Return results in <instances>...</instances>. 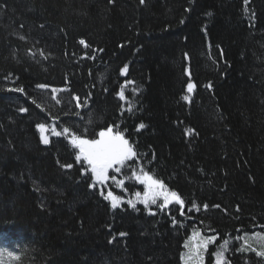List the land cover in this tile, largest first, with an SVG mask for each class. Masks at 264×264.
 <instances>
[{
	"label": "trees",
	"instance_id": "16d2710c",
	"mask_svg": "<svg viewBox=\"0 0 264 264\" xmlns=\"http://www.w3.org/2000/svg\"><path fill=\"white\" fill-rule=\"evenodd\" d=\"M109 128L137 155L108 184L143 169L195 224L89 187L69 140ZM196 230L264 236V0H0V264H184Z\"/></svg>",
	"mask_w": 264,
	"mask_h": 264
},
{
	"label": "snow or ice",
	"instance_id": "6c2138e0",
	"mask_svg": "<svg viewBox=\"0 0 264 264\" xmlns=\"http://www.w3.org/2000/svg\"><path fill=\"white\" fill-rule=\"evenodd\" d=\"M143 2V0H141ZM245 4H247V0H245ZM81 44L85 42L82 40L80 41ZM127 69H122V73L126 72ZM129 83H132L129 81ZM39 87L44 88L46 86L40 85ZM194 85L189 83L187 88L188 91L191 92L193 90ZM22 91V89L20 90ZM121 99H125L123 92L120 93ZM185 100L188 97H184ZM22 111H27V109H22ZM131 111V109H129ZM139 127L143 128L144 125L141 124ZM46 126L44 124H38L37 130L40 132H44ZM64 132L67 133L68 129L65 128ZM52 134L55 136H60V132L56 131L55 126L52 127ZM100 139H81L79 137L73 136L69 143L75 148L78 149V154L75 155V162L79 163L83 161L87 165V171L81 169L82 174H87V172L91 173V183L89 187L96 188L97 185L100 187V195L104 197L105 200H108L111 207L116 209L120 207L122 203L125 201L122 198L117 197L113 194L112 191H108L107 195L104 194V186L107 185L109 180V170H114V172L119 173L121 168L124 167L125 161L130 160L136 157V152L134 150L133 145L129 144L128 140H126L123 136V133L118 132L116 135H112V129L109 128L107 131H101L99 133ZM41 141L45 144L49 143V139L44 135H41ZM65 167L71 168L72 165H66ZM132 177H135L139 180L140 183L144 184L147 183L148 186V195H145L141 198V194L139 192L135 193L136 199H128L126 203L129 207L135 209L137 203H141L144 205L145 209L149 208V205H156L157 199L162 198L163 204L159 205L160 209L167 207L171 203H176L180 205V212L183 215V205L184 201L180 197L178 193L175 192H167L166 186L164 185L163 181L154 179L152 174L144 172L141 169V175L144 177L143 179L137 175V172L133 169ZM114 183L118 186L123 187L124 180H115L113 177ZM195 207V205H193ZM204 208L207 209V205H204ZM155 214V213H152ZM124 235V233H121ZM213 240L215 237L212 238ZM261 240H264V236L260 237ZM209 241L205 240L203 243L198 244L195 248H190L188 243H185L184 247L189 249L188 253L182 256L181 258L185 261V264H192V258L195 256V264H204L203 262V254L201 249L204 252L207 251ZM227 244L228 241H224L221 245L222 250L214 252V256L216 257L217 264H225L224 262V255L227 251ZM254 250V249H253ZM2 255V253H0ZM258 255L264 256V251L258 253Z\"/></svg>",
	"mask_w": 264,
	"mask_h": 264
},
{
	"label": "rangeland",
	"instance_id": "374dc122",
	"mask_svg": "<svg viewBox=\"0 0 264 264\" xmlns=\"http://www.w3.org/2000/svg\"><path fill=\"white\" fill-rule=\"evenodd\" d=\"M45 131V130H44ZM44 133V132H43ZM100 139V138H99ZM111 170V169H110ZM109 170V172H110ZM145 184V191H144V194L142 195V198L145 196V195H148L149 192H148V186H147V183H144ZM159 199V198H158ZM151 205V204H150ZM262 235H258L257 233H255L253 235V237L249 238L250 239V243H252L254 246H256L258 249L257 251H264V240H261L260 237ZM214 236H208V237H205L203 232L201 230H197L191 237L190 239L188 240V244H189V247L190 248H195L198 244H201L203 243V241L207 240L209 241L208 243V247H207V251L204 252L203 249H201V252L203 254V262L204 264H206V261H207V256L209 257L212 256L215 260V264H217L216 262V257L213 255L214 252L212 251V248L215 247L217 241H216V237L215 239L213 240ZM245 243H247V240H245ZM189 251V249H186V252L185 254H187ZM218 250H216L215 252H217ZM262 258H264V256H261ZM195 260H196V257L194 256L192 258V264H195ZM184 264H185V261H184Z\"/></svg>",
	"mask_w": 264,
	"mask_h": 264
},
{
	"label": "flooded vegetation",
	"instance_id": "af4514ba",
	"mask_svg": "<svg viewBox=\"0 0 264 264\" xmlns=\"http://www.w3.org/2000/svg\"><path fill=\"white\" fill-rule=\"evenodd\" d=\"M185 214H187V210L185 211ZM242 256L243 253L239 251V247H235V248L231 247V250H229V254H228V264H241L240 258ZM256 258L258 259V262L260 264H264V261L261 259V255H258Z\"/></svg>",
	"mask_w": 264,
	"mask_h": 264
},
{
	"label": "bare ground",
	"instance_id": "6f19581e",
	"mask_svg": "<svg viewBox=\"0 0 264 264\" xmlns=\"http://www.w3.org/2000/svg\"><path fill=\"white\" fill-rule=\"evenodd\" d=\"M85 176H87V174L85 175ZM88 177V176H87ZM94 189H96V191L98 192V194H99V196H101L100 195V186L99 185H97V187L96 188H94ZM106 191V188L104 187V192ZM212 251L213 252H215L216 251V249L213 247L212 248ZM206 264H208V262L206 261Z\"/></svg>",
	"mask_w": 264,
	"mask_h": 264
}]
</instances>
